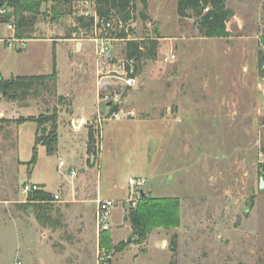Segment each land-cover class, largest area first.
I'll return each mask as SVG.
<instances>
[{"label":"rangeland","instance_id":"obj_1","mask_svg":"<svg viewBox=\"0 0 264 264\" xmlns=\"http://www.w3.org/2000/svg\"><path fill=\"white\" fill-rule=\"evenodd\" d=\"M137 2L135 20L125 26L113 18V30L103 37L117 39L125 30L129 39L157 40L152 58L128 62L126 41L114 40L109 63L99 74L96 46L90 41L94 34L76 22L82 15H95V6L82 1H45L40 15L26 14L21 32L27 48L19 49L23 43L5 46L0 80L51 74L55 51L58 82L56 94L40 87L26 100L0 101V264H25L26 242L37 234L31 228L25 239L22 219L35 221L43 210L52 217L45 226L49 233L75 241L70 222L79 209L95 222L96 204L76 202L85 198L117 202L110 227L121 236L142 191L178 199L180 225L155 231L141 248L134 238L131 245L127 241L130 247L118 257L123 264H264V0H227L230 37L221 39L201 37L194 19L178 16L177 0H149L146 22ZM1 11L14 12L7 6ZM2 17L0 36L8 31ZM10 22L16 25L17 17ZM69 38L84 41V51L65 41ZM128 63L137 73L132 87L123 69ZM115 107L119 117L111 118ZM54 109L58 152L49 156L39 146L32 166L37 124L20 125L18 120L50 115ZM91 131L93 155L88 154ZM69 169L76 171L75 178ZM130 178L145 181L140 192L129 185ZM25 184L44 185L52 201H34L35 194L21 192ZM55 194H60L59 202L53 201ZM18 216L23 218H12ZM165 239L168 250L158 249ZM105 250L106 255L116 253Z\"/></svg>","mask_w":264,"mask_h":264},{"label":"trees","instance_id":"obj_2","mask_svg":"<svg viewBox=\"0 0 264 264\" xmlns=\"http://www.w3.org/2000/svg\"><path fill=\"white\" fill-rule=\"evenodd\" d=\"M48 0H0V8L7 6L13 9V15H4L1 20L10 22L13 16L17 17L16 36L18 39L25 40L22 28L26 20V14L33 17L40 15L42 4ZM54 2L62 0H53ZM65 1V0H63ZM90 2L95 6V15H82L76 19L78 28L91 31L95 27L96 17L99 19L100 27L103 20L117 18L119 23L125 26L135 20L138 2L137 0H66L67 3ZM143 10L140 18L146 22L149 20L146 10L149 8V0H139ZM177 14L181 19H194L199 34L207 39L229 38L230 31L228 23L232 18V12L227 6V0H177ZM130 33L125 30L116 36L117 39L126 41V57L128 61L139 62L142 58L156 55L157 40L145 41L129 39ZM70 39V38H69ZM264 45V37L262 39ZM21 50V49H20ZM22 51V50H21ZM129 68V67H128ZM137 77L136 69L131 75ZM58 71L56 54L54 51L53 72L48 75L38 76H14L9 80H0V100L8 102H19L28 99L31 95H37L40 87L48 88L53 94L57 92ZM64 98V97H60ZM118 113V108L112 110ZM20 125L27 122L37 124L35 147L30 164L34 166L38 159V147L43 146L49 156L58 152V110L54 109L50 115H42L38 118L28 117L19 119ZM41 133H43L41 135ZM95 133H89L88 154L95 152ZM34 201L50 203L52 194L46 191L37 192ZM42 209V208H39ZM43 210V209H42ZM41 210V211H42ZM126 219L133 228V236L136 244H143L148 240L150 234L155 229L171 230L180 225V203L175 198H153L141 194L140 201L135 207H131ZM37 220L43 227L52 217H47L45 210L43 214H38ZM104 234V233H103ZM126 243H120L116 250H123Z\"/></svg>","mask_w":264,"mask_h":264},{"label":"crops","instance_id":"obj_3","mask_svg":"<svg viewBox=\"0 0 264 264\" xmlns=\"http://www.w3.org/2000/svg\"><path fill=\"white\" fill-rule=\"evenodd\" d=\"M8 28V25H7ZM229 30V29H228ZM12 36V33L7 31V34L0 36V42L2 40H6ZM65 41H68L70 43H73L76 47V50L78 52H83L85 49L84 41L74 40L72 38L67 39ZM27 42V41H26ZM59 42H56L57 44ZM3 47L0 49V57L4 56L6 53V44L2 43ZM26 47L23 49L25 50ZM22 50V51H23ZM99 74L101 71H98ZM16 76H38V75H29V74H16ZM4 99H1L0 101H3ZM2 113V112H1ZM0 113V114H1ZM83 118H87V116L82 115ZM39 185V184H38ZM46 192H48L44 185H40ZM49 193V192H48ZM52 194V193H51ZM98 199V197H97ZM95 200H89V198L82 199L81 201H76L80 203V205L88 204V203H95ZM75 202V203H76ZM96 215V213H95ZM15 220H18L19 218L23 217H12ZM64 218V214H63ZM75 220H72L70 223V229L75 231L76 234V240L71 241V238L69 241L65 240L63 236L56 235V233L52 234L49 233V231L46 229V227H43L39 224L38 220L30 221L29 218L25 217V220H23V224L25 223V228H22L21 235L23 237L29 238L30 235V229L32 228L35 230L37 236L36 239L32 240V243L26 242V252L28 255V260L25 262V264H123L121 261H118V257L123 255L125 251L130 247L127 244V246L120 251L116 250V247L120 243H126L131 235H133V228L130 224V222L125 217V224L122 225L123 229H121V236H115L112 233V230L109 231L111 236L109 239H106L104 236L105 234L99 233L97 223H96V217L94 216V224L93 221H90L88 218L86 212L83 209H79L78 212L75 214L74 217ZM78 227L74 229V226ZM161 229H155L149 236L148 240L145 241L143 244H137L138 247L141 248V246L146 245L150 243V238L152 235H154V232ZM58 237L56 239L55 237ZM103 237H104V243H103ZM129 237V238H128ZM126 238H128L126 240ZM159 237H156V240L159 241ZM28 240V239H27ZM58 240V241H57ZM166 239L161 242V245L158 244L157 248L163 251H167L168 249L165 248V245L167 242ZM160 243V242H159ZM136 244V243H134ZM107 248H113V251L116 252L114 256L112 255H106L105 249ZM150 251L149 245L147 247V251L144 253V255L148 256ZM107 252V251H106ZM106 256V257H104ZM20 262L21 264H24L21 261H16L15 264Z\"/></svg>","mask_w":264,"mask_h":264},{"label":"built area","instance_id":"obj_4","mask_svg":"<svg viewBox=\"0 0 264 264\" xmlns=\"http://www.w3.org/2000/svg\"><path fill=\"white\" fill-rule=\"evenodd\" d=\"M90 3V2H86ZM7 13V11H1L0 16H4ZM99 19L96 17V24L93 28L92 32L94 34V38H92V42L95 43L96 46V56H97V64L99 67V71L106 67V65L109 63V60L111 58V42L114 40L119 39H112L108 37H103L104 33H107L111 30H113V22L112 20H103L101 22L100 27L98 26ZM8 29L12 33V36L6 40H2L4 44L9 46L10 48H13L16 43H23L19 49L23 50L26 47V40L18 39L16 36V27L13 23L8 22ZM123 41V40H121ZM263 51H264V45H263ZM174 60V57L166 59V62H172ZM130 62V61H128ZM129 65L126 66L123 64L124 72L126 73V84L130 87L134 86L137 83V77L131 76L134 73V66L131 65V63H128ZM129 67V68H128ZM260 69L264 73V55L262 62L260 64ZM263 83H264V77H263ZM118 113H113L111 118H118ZM101 120V119H100ZM264 126V125H263ZM260 158L264 162V145L260 148ZM60 167H65V162L61 161ZM69 175L72 178H75L77 173L74 169L68 170ZM145 184L144 180H135L133 178L129 179V185L135 189L136 191L140 192V190L143 188ZM42 190V187L38 184H25L22 186L21 192L25 195L29 194H35L37 192H40ZM61 200L60 194L53 195V201L59 202ZM136 204V203H135ZM117 206V202L114 200H103L98 198L96 201V223L98 227L99 233L109 232L111 230L110 227V214L113 208ZM17 264H21L18 262Z\"/></svg>","mask_w":264,"mask_h":264},{"label":"water","instance_id":"obj_5","mask_svg":"<svg viewBox=\"0 0 264 264\" xmlns=\"http://www.w3.org/2000/svg\"><path fill=\"white\" fill-rule=\"evenodd\" d=\"M260 188L261 189H264V179H261L260 180ZM143 195H145V193L142 191V196ZM133 238H134V236L132 235V237H130L129 239H128V243L129 244H132L133 243Z\"/></svg>","mask_w":264,"mask_h":264}]
</instances>
